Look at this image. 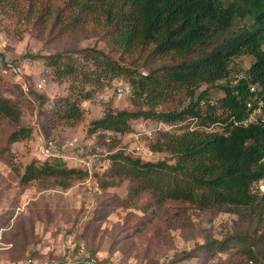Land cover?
<instances>
[{
	"label": "trees",
	"instance_id": "16d2710c",
	"mask_svg": "<svg viewBox=\"0 0 264 264\" xmlns=\"http://www.w3.org/2000/svg\"><path fill=\"white\" fill-rule=\"evenodd\" d=\"M0 14L34 28L51 44L52 53L45 58L58 78L77 73L74 54L95 62L103 76H128L134 109L107 110L94 121L93 131L125 132L130 120L140 117L167 125L195 121L197 128L164 131L150 141L152 151L168 152L173 161H143L123 151L110 157L113 164L122 160L117 173L149 192L156 208L167 201L189 202L213 213H235L244 223L234 224L222 239L207 236L203 244L176 253V259L201 255L207 260L231 249V264H264V232L255 235L264 214V191L253 189L264 175V118L245 121L248 101L251 107L258 100L264 104V0H0ZM91 38L105 47L79 46ZM242 55L253 61L244 74L231 76L230 62ZM91 77L84 71L83 85ZM216 86L223 93L213 99ZM81 93L84 98L91 94ZM29 95L39 106L48 100L33 89ZM71 97L50 110L68 125L81 117ZM19 118L16 102L0 93V123L15 124ZM212 125L223 130H211ZM28 135L20 128L10 131L7 140ZM74 173L81 171L54 158L30 162L19 181L25 185L55 177L67 187Z\"/></svg>",
	"mask_w": 264,
	"mask_h": 264
},
{
	"label": "rangeland",
	"instance_id": "374dc122",
	"mask_svg": "<svg viewBox=\"0 0 264 264\" xmlns=\"http://www.w3.org/2000/svg\"><path fill=\"white\" fill-rule=\"evenodd\" d=\"M79 46L104 48L105 44L91 38ZM50 53L51 44L34 28L0 14V93L20 108L19 121L0 123V264H20L28 258L72 264L89 257L100 264H231V249L207 260L201 255L178 260L175 254L203 244L207 236L222 239L234 224L235 228L243 226L237 214L213 213L183 201H167L156 208L149 203V192L140 191L141 186L127 174L117 173L122 160L113 164L110 158L123 151L143 161H173L165 151L148 155L150 141L164 131L197 128L195 121L167 125L140 117L130 120L125 132L93 131L94 121L107 110L134 109L128 76H103L95 62L74 54L77 73L58 78L45 58ZM252 61L250 55L234 58L230 75L244 74ZM84 71L92 74V82L85 85ZM31 89L48 97L43 106L29 95ZM117 89L123 90L121 97ZM85 90L91 93L88 98L81 93ZM222 93L216 86L210 96L217 99ZM67 95L81 111L73 125L56 120L50 112ZM20 128L29 130V135L8 142L9 132ZM149 128L152 134L147 137L143 131ZM210 129L222 131L223 127L212 125ZM48 140L57 144L55 155L38 148ZM64 140H73L74 145L65 147ZM54 158L61 159L66 168L81 171L70 175L67 187L55 177L20 183L19 176L30 162L42 164ZM259 232H264V214L255 235Z\"/></svg>",
	"mask_w": 264,
	"mask_h": 264
},
{
	"label": "built area",
	"instance_id": "2783aa9c",
	"mask_svg": "<svg viewBox=\"0 0 264 264\" xmlns=\"http://www.w3.org/2000/svg\"><path fill=\"white\" fill-rule=\"evenodd\" d=\"M26 90H28V88H25ZM253 89V88H251ZM116 94L118 95V97H121L123 95V90L122 89H117ZM105 95H107L106 93L104 94L103 97H106ZM257 95H254L253 98H256ZM106 99V98H104ZM252 101V100H251ZM247 106L248 108L250 107L251 110L249 112L248 118L245 120L246 122L249 121H256L258 118H260V120H262L264 118V111L262 110L264 107V104L262 102V100H258L256 103V106L251 107V103L248 101L247 102ZM144 134H146L147 137L151 136L152 131L149 129L144 130L143 131ZM74 145V141L73 140H64L63 142V146L65 147H72ZM38 148L49 154V155H55V151H57V144L54 140H48L46 143L44 144H40L38 146ZM147 151H148V155L152 154V150L147 147ZM253 189L254 190H258V191H264V175L258 179L257 181H255L253 183ZM20 264H70V262L66 261V260H45V261H37L34 260L33 258H28L25 261L21 262ZM72 264H100L99 262H97L95 260V258L93 257H89V258H83L80 260H76L74 262H72Z\"/></svg>",
	"mask_w": 264,
	"mask_h": 264
},
{
	"label": "clouds",
	"instance_id": "9594fccd",
	"mask_svg": "<svg viewBox=\"0 0 264 264\" xmlns=\"http://www.w3.org/2000/svg\"><path fill=\"white\" fill-rule=\"evenodd\" d=\"M237 77H239V76H237Z\"/></svg>",
	"mask_w": 264,
	"mask_h": 264
}]
</instances>
